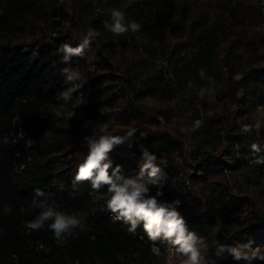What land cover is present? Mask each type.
<instances>
[{
    "label": "trees",
    "instance_id": "16d2710c",
    "mask_svg": "<svg viewBox=\"0 0 264 264\" xmlns=\"http://www.w3.org/2000/svg\"><path fill=\"white\" fill-rule=\"evenodd\" d=\"M113 8L140 31L107 30ZM89 28L91 46L65 62L60 46L76 47ZM196 120L198 130L180 131ZM103 124L112 135L137 129L110 154V172L135 177L143 146L167 162L159 200L179 199L190 231L264 248V215L248 197L264 200V164L254 162L264 156V0H0V264H168L170 241L149 239L143 222L128 232L107 210L106 187L75 181L85 138ZM33 199L81 226L63 244L47 226L27 229L41 211Z\"/></svg>",
    "mask_w": 264,
    "mask_h": 264
},
{
    "label": "clouds",
    "instance_id": "9594fccd",
    "mask_svg": "<svg viewBox=\"0 0 264 264\" xmlns=\"http://www.w3.org/2000/svg\"><path fill=\"white\" fill-rule=\"evenodd\" d=\"M111 23L104 21V27L115 36H121L129 31L136 33L140 31L141 25L135 21L126 22L125 14L119 9L111 10ZM97 33L94 29L89 28L86 34L82 35V39L76 47L68 43L60 46L58 51L63 52V60L66 62L73 55H81L85 48H89ZM205 70L200 69L199 75L205 78ZM69 81L80 79L79 74L69 75ZM210 82L214 85L215 81L209 77ZM190 86H191V82ZM69 91L61 92L57 99L63 98L67 101L70 97ZM206 89H201L198 93L200 98L205 95ZM209 117L213 116V112L207 113ZM202 125V120H196L190 128L181 127V132H194ZM261 124L246 125L243 128L245 133L251 132L254 128L258 131ZM108 124L100 126L98 139L88 138V154L83 162L77 166L75 181L90 183L91 189L95 193H99L101 188L106 187L105 203L107 210L116 214V220H123L128 227V232H135L138 224L143 222L144 230L147 232L149 239L156 240L163 237L164 240L170 241L173 246L169 252L174 254L179 260V264H215L208 257V245L205 238L198 236L195 231H190L184 217L177 210L176 205L181 201L176 199L171 203L161 202L159 197L163 196V183L165 173L161 165H166V161L162 158L158 162V157L154 153H150L147 148L141 146L142 156L140 157V170L135 177L125 178L121 176L120 165H117L110 172L113 161L110 154L116 148L124 143L126 139L132 138L137 129L131 128L126 135L108 134ZM23 133H20V137ZM142 137H146L141 133ZM7 144V139L5 140ZM13 143H16L14 140ZM32 141L27 142L26 147H31ZM256 149L255 144L252 145ZM258 150V149H257ZM256 164H264V156L257 157L254 161ZM151 186V187H150ZM73 188H76L73 183ZM155 188V195H150L151 189ZM37 196H43L45 193L40 189L34 190ZM32 207L39 208L41 211L31 221L25 222V227L29 230L39 231L45 226L52 232L53 238L58 243H66L67 237L73 235V229L81 226V219L74 214L58 210L56 206L47 202H37L32 200ZM7 212L11 211L10 207L6 208ZM50 222V223H49ZM215 257L225 259L224 253H227L235 261H245L246 264H253V261L264 262V248L259 246L252 247L253 242L249 240L247 243L221 244L214 241ZM156 251H159L156 249Z\"/></svg>",
    "mask_w": 264,
    "mask_h": 264
},
{
    "label": "rangeland",
    "instance_id": "374dc122",
    "mask_svg": "<svg viewBox=\"0 0 264 264\" xmlns=\"http://www.w3.org/2000/svg\"><path fill=\"white\" fill-rule=\"evenodd\" d=\"M84 104H85V101L81 100L80 101V109H82V106ZM79 112H82V111L79 110ZM232 188H234L233 185H232ZM234 191H235V189H234ZM248 197L253 201V205L255 207V210L257 212H259V214L264 215V200L255 194H250ZM216 242L221 243V244H228V243H225L221 240H217ZM206 243L208 245L207 255H208V257H210L211 261H215V262L222 261L223 262L222 264H242V260L241 261H235L227 253L223 254L224 257H226L225 259H220V258L215 257V255H214V253H215L214 241L209 240V241H206ZM167 260H168V264H179V260L177 258H175V255L170 253V252L168 254ZM243 264H246V262ZM253 264H261V263L259 260H257V261H253Z\"/></svg>",
    "mask_w": 264,
    "mask_h": 264
}]
</instances>
